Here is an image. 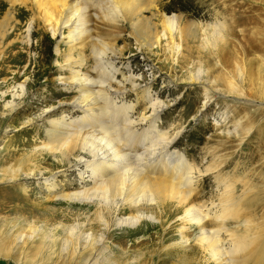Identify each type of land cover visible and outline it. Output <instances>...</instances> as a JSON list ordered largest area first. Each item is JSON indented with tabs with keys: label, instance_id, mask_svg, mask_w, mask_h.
Instances as JSON below:
<instances>
[{
	"label": "rangeland",
	"instance_id": "obj_1",
	"mask_svg": "<svg viewBox=\"0 0 264 264\" xmlns=\"http://www.w3.org/2000/svg\"><path fill=\"white\" fill-rule=\"evenodd\" d=\"M82 1V9L91 13L101 12L98 8L107 5L106 0ZM160 4L169 15L181 14L185 20L212 27L222 24L221 39L207 44L201 32L187 42L185 59L175 62L164 40L155 53L140 52L129 24L124 25L125 32L109 34L110 40L117 38L118 46L125 47L123 56L112 58L117 79L135 73L141 77L142 88L99 95L98 103L104 109L98 119L112 127V137L120 134L116 139L125 144L126 151L138 149L141 141L147 142L149 133H143V128L149 124L131 126L128 121L144 111L147 103L141 89L149 87L155 98L167 102L160 113L159 128L172 136L179 132L171 150L177 148L195 166L193 195L201 211L218 209L225 186L233 183L236 206L241 211L236 218L226 219V227L242 231L250 218L261 225L264 0H160ZM7 10L17 29L8 38L0 37V264H223L199 245V225L182 219L185 209L177 200L149 212L154 218L122 225L114 220L113 202L62 198L77 191L84 180L80 176L86 175L77 170L85 169L83 165H70L62 160L61 151L52 150L45 132L53 118L66 115L67 119H77L82 114L69 104L77 89L74 85L67 88L59 79L57 61L63 64L64 59L56 54V48H66L64 34L53 36L31 0L1 1L0 20ZM32 21L28 44L25 30ZM96 63L90 56L74 69L104 79V72L95 69ZM25 80L27 87L22 94L18 85ZM15 93L22 95L15 97ZM64 101L68 104L62 105ZM114 101L131 103L133 112L114 110ZM48 107L52 110L46 113ZM127 123L132 128H127ZM85 126V130L99 131L94 119ZM246 183L254 186L252 193L248 189L244 193ZM132 212L122 205L119 216L126 218ZM221 230L223 245L228 247V233ZM183 235L189 238L187 243Z\"/></svg>",
	"mask_w": 264,
	"mask_h": 264
},
{
	"label": "bare ground",
	"instance_id": "obj_2",
	"mask_svg": "<svg viewBox=\"0 0 264 264\" xmlns=\"http://www.w3.org/2000/svg\"><path fill=\"white\" fill-rule=\"evenodd\" d=\"M1 1L4 2V0ZM31 1L53 36L64 34L62 38L65 39L66 48L64 50L56 48V54L64 59L63 64L60 63L61 60L57 61L59 79L66 87L74 85L77 89V94L69 101V104L72 109L82 112L77 119L71 117L67 119L66 115L53 118L45 129L48 144L55 152L61 151L62 160H67L70 165L85 167V169H77L82 174H86L84 178L80 176L84 179L82 186L77 191L63 195L62 198L81 202H93L94 200H98L99 203L113 202L115 203V210H112L114 220L116 219L122 225H136L144 218H154L149 212H155L156 207L164 206L168 201L177 200L179 205L185 209L182 219L187 223L194 222L199 225V245L206 251H210L223 264H252L254 261L255 264H263L264 223L258 225L253 218H250L246 226L240 229L242 231H231L226 227V219L236 218L241 211L239 206H236L237 200L234 196L236 188L233 183L225 186L218 209L215 211L213 209V212H210V208L206 212L201 211L200 202L198 203V199L196 200L193 195L195 187L192 174L195 166L189 163L183 152L177 148L171 150L179 132L175 134L176 136L174 134L172 136L170 131H162L158 125L161 110L167 104L165 100L155 98L149 87L141 89L144 94L143 101L147 105L137 117L138 119L129 118L128 122L131 126L140 123L149 124L143 128V133L149 134L148 138H145L147 142L141 141L138 149H131L129 152L126 151L128 148L125 144L117 140V135L120 136V134L115 137L113 135V139L112 127L100 122L104 120L103 118L100 121L98 119L104 109L102 104L98 103L99 95L107 91H113L116 95L125 94L130 90L142 88L141 77L135 73L122 76V80L117 79L118 69L112 64L115 61L112 58L123 56L125 47L118 46L119 39L117 38L110 40L109 34L125 32L124 25L129 24L132 28L131 35L136 40L140 52L146 55L155 53V48L160 47L164 40L177 59L174 61L179 62L186 57L185 52L189 49L187 43L189 40L197 38L202 32L207 44L212 40L218 42L223 33V25L216 24L212 27L213 24L185 20L181 14L169 15L162 11L160 0H106L107 5L104 8L103 6L98 8L101 9L98 13L82 9V0ZM12 16L10 10H7L4 18L0 20L2 39L11 36L17 29L12 23L15 22ZM33 21L27 23L28 26L26 25L24 39L28 44L31 42L32 29H34ZM87 51L90 52L89 56H87ZM90 56L97 62L95 69L100 68L104 72V79H99L92 73H83L80 69H74L75 65H81L82 61ZM69 64H72L70 68ZM109 78L111 81L106 83ZM186 81L189 79L187 78ZM191 81L193 80L190 79L189 82ZM26 87V80L18 85L22 94ZM22 94L15 93V97ZM66 104L68 102H62V105ZM114 104L116 111L123 110L128 113L134 110L131 103L116 104L115 102ZM206 104L207 101L204 102L203 109ZM16 105H13V108ZM109 108L111 110L110 106ZM51 110V107H48L45 112L48 113ZM93 119L99 131L85 130V124L93 122ZM73 123L75 124L72 125ZM125 123L121 122L122 125ZM127 124L126 127L130 128L129 123ZM133 131L139 132L136 129ZM140 134L142 135V132ZM140 149L142 150L138 151ZM245 187L244 193L246 189L254 188L253 185L247 183ZM227 195H229L228 198L223 202ZM122 205H127L133 211L126 218L119 216ZM204 207L206 206L202 208ZM221 229H225L228 233L226 240L229 242L228 247L223 245L220 236ZM183 238L185 239L184 235ZM188 239L186 238L185 242L189 241ZM257 255H260V258Z\"/></svg>",
	"mask_w": 264,
	"mask_h": 264
}]
</instances>
